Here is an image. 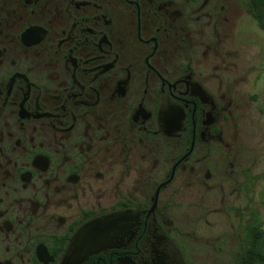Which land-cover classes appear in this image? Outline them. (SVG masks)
Returning a JSON list of instances; mask_svg holds the SVG:
<instances>
[{"label": "flooded vegetation", "instance_id": "flooded-vegetation-1", "mask_svg": "<svg viewBox=\"0 0 264 264\" xmlns=\"http://www.w3.org/2000/svg\"><path fill=\"white\" fill-rule=\"evenodd\" d=\"M234 4L0 0V264H201L177 223L238 165Z\"/></svg>", "mask_w": 264, "mask_h": 264}, {"label": "rangeland", "instance_id": "rangeland-1", "mask_svg": "<svg viewBox=\"0 0 264 264\" xmlns=\"http://www.w3.org/2000/svg\"><path fill=\"white\" fill-rule=\"evenodd\" d=\"M247 1L235 0L218 47L222 86L236 104L238 165L214 188H189L187 217L177 223L184 232V252L191 250L201 264H234L254 212L264 229V30L246 11Z\"/></svg>", "mask_w": 264, "mask_h": 264}, {"label": "trees", "instance_id": "trees-1", "mask_svg": "<svg viewBox=\"0 0 264 264\" xmlns=\"http://www.w3.org/2000/svg\"><path fill=\"white\" fill-rule=\"evenodd\" d=\"M246 11L264 30V0H248ZM261 176L264 178V172ZM243 232L242 249L237 252L234 264H264V229L257 212L253 213V220Z\"/></svg>", "mask_w": 264, "mask_h": 264}, {"label": "water", "instance_id": "water-1", "mask_svg": "<svg viewBox=\"0 0 264 264\" xmlns=\"http://www.w3.org/2000/svg\"><path fill=\"white\" fill-rule=\"evenodd\" d=\"M88 229H91L90 227H88L87 229H85V230H88ZM93 246H95V245H93Z\"/></svg>", "mask_w": 264, "mask_h": 264}]
</instances>
